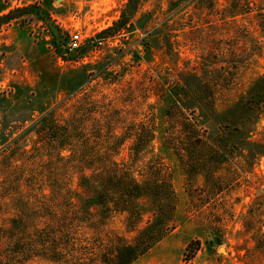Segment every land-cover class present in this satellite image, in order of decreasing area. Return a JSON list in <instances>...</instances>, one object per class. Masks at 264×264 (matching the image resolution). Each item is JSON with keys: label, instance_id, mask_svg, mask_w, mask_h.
Returning <instances> with one entry per match:
<instances>
[{"label": "rangeland", "instance_id": "rangeland-1", "mask_svg": "<svg viewBox=\"0 0 264 264\" xmlns=\"http://www.w3.org/2000/svg\"><path fill=\"white\" fill-rule=\"evenodd\" d=\"M127 2L0 0V13L30 6L0 29V264L12 250V219L30 231L44 226L57 196L50 139L38 127L50 110L60 119L81 113L94 135L124 139L118 159L154 128L136 163L171 173L178 202L167 247L182 264H264V157L256 155L264 106L251 100L264 94V0H141L122 31L100 35ZM73 33L86 41L80 50L68 46ZM139 203L138 228L126 212L110 222L130 241L153 218L151 201ZM16 238L21 260L34 235ZM193 240L201 248L187 261Z\"/></svg>", "mask_w": 264, "mask_h": 264}, {"label": "trees", "instance_id": "trees-1", "mask_svg": "<svg viewBox=\"0 0 264 264\" xmlns=\"http://www.w3.org/2000/svg\"><path fill=\"white\" fill-rule=\"evenodd\" d=\"M140 2L128 0L120 18L100 35L110 37L122 31ZM29 8L26 6L0 13V29L13 19L20 18L24 14L20 12ZM59 46L56 44L58 51L61 50ZM5 97V92L0 90V102ZM251 100L257 104L258 110L263 108L264 94ZM83 117L80 113L69 119H60L50 110L39 118V130L50 139V182L52 193L57 196L50 206L47 205L49 211L44 226L30 231L28 221L16 217L12 219L8 228L12 238L8 247L12 250L8 251L6 264H23L25 261L22 259L27 257H42L55 264H133L176 228L178 198L168 167L161 163L163 172L158 173L159 168L149 165L150 170L143 173L145 170H139L136 163L139 160L137 154L151 148L154 128L145 126L144 136L141 133L135 135L128 158L118 159L124 139L112 143L102 133L94 135L88 131L87 120ZM231 134L232 130H228L224 136ZM99 136L101 140L95 139ZM260 146L256 155L264 157V144ZM74 178H77L75 187ZM142 197L151 201L153 218L130 241L116 232L110 222L116 213L126 212L128 225L138 228L143 218L139 203ZM18 234L29 236L26 241L34 235L31 248H25L27 256L21 260L19 255L23 251L16 250L14 246ZM200 248L199 240L191 241L186 247L185 259L192 260Z\"/></svg>", "mask_w": 264, "mask_h": 264}, {"label": "crops", "instance_id": "crops-1", "mask_svg": "<svg viewBox=\"0 0 264 264\" xmlns=\"http://www.w3.org/2000/svg\"><path fill=\"white\" fill-rule=\"evenodd\" d=\"M166 242L167 238L136 260L133 264H182L180 256H174L170 248L167 247L170 243V239L167 243ZM164 244H166V246Z\"/></svg>", "mask_w": 264, "mask_h": 264}, {"label": "built area", "instance_id": "built-area-1", "mask_svg": "<svg viewBox=\"0 0 264 264\" xmlns=\"http://www.w3.org/2000/svg\"><path fill=\"white\" fill-rule=\"evenodd\" d=\"M85 42L84 37L80 33H73L70 37L68 46L70 50H79Z\"/></svg>", "mask_w": 264, "mask_h": 264}]
</instances>
